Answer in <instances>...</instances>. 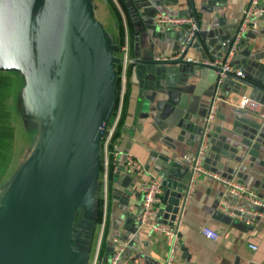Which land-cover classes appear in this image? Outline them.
I'll return each mask as SVG.
<instances>
[{"label":"crops","instance_id":"0c3cea01","mask_svg":"<svg viewBox=\"0 0 264 264\" xmlns=\"http://www.w3.org/2000/svg\"><path fill=\"white\" fill-rule=\"evenodd\" d=\"M250 1L112 0L113 4L111 0H91L96 19L114 37L111 47L122 45L124 28L127 29L129 63L118 136L119 155L110 159L106 191L102 166L97 180L102 219L98 212L89 264H93L102 243L104 252L112 251L115 238L130 244L123 262L164 264L167 238L139 225V189L152 177L162 180L165 188L160 209L167 210V217L160 214L158 221L180 231V264H264V215L247 225L236 216L218 211L217 204L223 200L246 209L253 207L250 202L232 196L224 183L208 175L199 177L192 198L183 203L184 195L178 214L172 207L175 195L170 194V201L164 202L165 166L172 168L173 181L188 190L191 172L183 159L201 145L200 131L220 74L209 67L190 72L173 65L133 63L142 58L175 59L188 44L187 28L160 26L155 22L158 14L195 19L199 28L188 60L204 64L226 59L239 33L242 10ZM261 5L264 7V0ZM113 53L118 57L121 54L115 49ZM231 60L245 77H227L224 81L223 101L206 148L205 168L264 198V123L255 114L238 108L242 98L255 100L264 107V16L257 28L242 36ZM128 155L142 164V171L128 168ZM204 227L218 232L219 239L206 238L202 234Z\"/></svg>","mask_w":264,"mask_h":264},{"label":"water","instance_id":"95a60500","mask_svg":"<svg viewBox=\"0 0 264 264\" xmlns=\"http://www.w3.org/2000/svg\"><path fill=\"white\" fill-rule=\"evenodd\" d=\"M197 33L175 59L133 63L221 74L220 67L188 60ZM113 39L91 0H0V74L11 71L31 83L19 100L21 110H31L24 125L37 135L28 173L0 190V264H89L101 144L117 107L123 64L122 45L111 47ZM163 173L164 202L175 195L178 214L186 187L173 181L170 166Z\"/></svg>","mask_w":264,"mask_h":264},{"label":"built area","instance_id":"2783aa9c","mask_svg":"<svg viewBox=\"0 0 264 264\" xmlns=\"http://www.w3.org/2000/svg\"><path fill=\"white\" fill-rule=\"evenodd\" d=\"M263 16L264 7L261 5V0H251L248 6L242 10L239 33L233 42L229 56L224 60L213 63H204L205 65L220 67L222 69V73L220 74V77L215 85L212 101L209 105L207 116L204 119V124L200 134L201 145L195 153L187 154L183 159L184 165L188 166L191 172L190 183L188 190L185 193L184 203H187L192 198L195 183L198 178L203 175L211 176L214 179L224 183L232 196L240 200L248 201L250 202L251 206H253L251 209H246L240 205H232L227 200L220 201L217 204L218 211L231 216H236L239 220H242L247 225L253 224L257 218L264 215V198L257 196L252 190H250V188L245 185L208 172L205 168V162L207 159L206 148L214 128V121L217 116L219 104L223 101V85L227 75L231 74L238 79H243L245 77L244 72L236 68L232 64L231 59L238 47V44L241 41L242 36L248 30L257 28L259 26V19ZM155 22L160 26H167L175 29L187 28L189 33L188 42L194 37L196 32H198L197 23L192 17H173L167 14H158L155 17ZM124 29L125 35L121 49L123 55V64L120 68L117 107L111 122L106 127L101 144L105 191L108 182L110 159L113 155H119V140L118 137H116V132L122 118L123 104L127 90L129 45L127 29ZM238 108L240 111L255 114L262 121V123H264V107L259 102L250 98H242L238 104ZM126 164L131 171L140 172L143 170L142 164L129 155L126 158ZM139 192L142 195V211L139 216V225L145 226L151 229L153 232H156L167 238L168 252L164 264H180L177 257V250L181 243L179 229L175 227H165L158 221L160 212L162 210L160 208L163 205V195L165 192L164 182L156 177L149 178L142 184ZM104 226L105 225L103 222L102 233ZM202 234L212 241H217L219 239V233L209 227H204L202 229ZM112 243L113 247L110 258L105 264H129L127 261L123 262L124 254L130 248L129 242L115 238ZM251 247L254 250L256 249L255 246ZM99 252L100 246L98 247L93 264H99Z\"/></svg>","mask_w":264,"mask_h":264},{"label":"rangeland","instance_id":"374dc122","mask_svg":"<svg viewBox=\"0 0 264 264\" xmlns=\"http://www.w3.org/2000/svg\"><path fill=\"white\" fill-rule=\"evenodd\" d=\"M31 67H27L29 72L36 70ZM2 73L5 77L0 74V190L8 183L13 188L18 178L25 177L36 160L32 153L37 146V135L23 122L24 115L28 118L31 110H21L19 100L21 89L30 88L31 83L23 82L11 71Z\"/></svg>","mask_w":264,"mask_h":264},{"label":"trees","instance_id":"16d2710c","mask_svg":"<svg viewBox=\"0 0 264 264\" xmlns=\"http://www.w3.org/2000/svg\"><path fill=\"white\" fill-rule=\"evenodd\" d=\"M111 2H112V0H111ZM113 3V2H112ZM114 4V3H113ZM116 11L118 12V9L116 8ZM124 36V35H123ZM123 38L124 37H122V40H123ZM122 44H123V42H122ZM122 124V118H121V120H120V124H119V127H121L120 125ZM119 127H118V130H117V132H116V137H118L119 136ZM99 214H100V221H101V219H102V211L100 210V212H99ZM104 250V246H103V243L101 244V249H100V252H99V264H100V262L102 261V260H105V262L108 260V257H109V255L111 254V250H106L107 252H104L103 251ZM107 256V257H106ZM106 257V259H104Z\"/></svg>","mask_w":264,"mask_h":264}]
</instances>
